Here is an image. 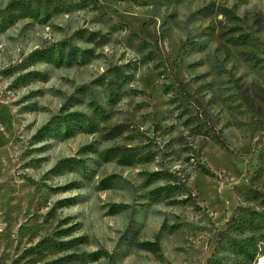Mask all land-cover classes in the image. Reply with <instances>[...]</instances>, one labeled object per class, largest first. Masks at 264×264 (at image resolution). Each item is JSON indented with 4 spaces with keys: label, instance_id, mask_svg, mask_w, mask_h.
<instances>
[{
    "label": "rangeland",
    "instance_id": "374dc122",
    "mask_svg": "<svg viewBox=\"0 0 264 264\" xmlns=\"http://www.w3.org/2000/svg\"><path fill=\"white\" fill-rule=\"evenodd\" d=\"M29 1L0 17V264H264V0ZM71 111L95 124L34 135Z\"/></svg>",
    "mask_w": 264,
    "mask_h": 264
},
{
    "label": "trees",
    "instance_id": "16d2710c",
    "mask_svg": "<svg viewBox=\"0 0 264 264\" xmlns=\"http://www.w3.org/2000/svg\"><path fill=\"white\" fill-rule=\"evenodd\" d=\"M31 2L29 0H9L4 6L0 7V17L6 18L8 20L13 19L18 15V13H27L31 9ZM80 49L75 48L72 46L68 52L67 56L69 57H75L77 56L78 58L83 56V53L79 51ZM84 51V49H82ZM54 49L53 46H43V47H36L33 50H31L28 54V57L33 59V60H53L54 59ZM60 55V54H59ZM60 58V56H59ZM179 89L186 95L190 96L189 92L187 91L186 84L181 81L179 78L175 77L174 78ZM99 106L95 105L94 106V111L98 113L100 109H98ZM99 114H104L103 111L101 110ZM56 119L57 121H60L63 125V130L65 133L72 132L76 127H81V128H88L94 125V121L91 120L85 113L80 112V111H71V112H66L63 114H56L54 115L51 119H49L46 123L41 125L35 132V136H42L45 135L46 133H49L52 129L51 127V122ZM216 139L221 143V145H226V140L221 134H216ZM118 147H110L108 149L104 150V154L106 156L109 155H114L116 154V151H118ZM72 158H62L57 164L56 168L63 167L65 165H70L71 163L69 162ZM119 159L123 161V163H132L137 159V154L132 151H122V153L119 154ZM206 172H209L208 168H204ZM167 172H163L161 170H156L153 172L148 173L147 178L148 179H156L157 177H161ZM174 185L171 184H166L163 186H159L154 189L155 195H158V193H162L161 190L165 192V194L169 192V189L173 188ZM158 192V193H157ZM251 195L255 198H261L262 202L264 203V193L259 192L256 189L251 190ZM188 196L191 197L190 192L188 193ZM193 199V204L195 206L197 205V202L195 199ZM248 212L252 213V210H245V214ZM251 215L248 217L250 218ZM246 219L243 217H236V216H230L226 220V227L224 229H221L218 231V239L225 240L227 242H232L235 241V237L231 234L233 231H238L241 230V227L243 224H245ZM74 239V238H72ZM71 239L69 240H64V241H55L54 243H57L58 245L62 244L65 245L69 243ZM148 242V241H147ZM246 251V249L244 250ZM96 252H90L88 255H95ZM219 255V243L214 247V250L212 251V254L206 259L205 264H214L218 262L217 256ZM71 257H74L73 254H71ZM255 262L254 258L250 259V264Z\"/></svg>",
    "mask_w": 264,
    "mask_h": 264
}]
</instances>
